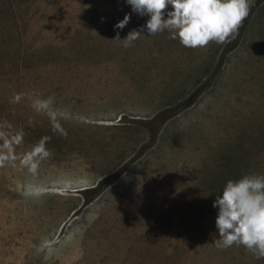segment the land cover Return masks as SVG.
<instances>
[{"label":"rangeland","instance_id":"rangeland-1","mask_svg":"<svg viewBox=\"0 0 264 264\" xmlns=\"http://www.w3.org/2000/svg\"><path fill=\"white\" fill-rule=\"evenodd\" d=\"M147 18L125 0H0V124L23 133L0 164V264H264L216 246L212 207L227 180L264 174V0L223 43L113 40ZM37 96L66 111L63 132Z\"/></svg>","mask_w":264,"mask_h":264},{"label":"clouds","instance_id":"clouds-1","mask_svg":"<svg viewBox=\"0 0 264 264\" xmlns=\"http://www.w3.org/2000/svg\"><path fill=\"white\" fill-rule=\"evenodd\" d=\"M131 12L147 16L144 25L128 33L121 39L119 32L113 40L129 43L146 31L147 36L167 31L171 39L179 41L186 48H203L210 42L223 43L241 27L250 12V0H125ZM126 14L113 27L123 29L130 21ZM145 36V35H144ZM25 93H16L14 102ZM37 112H45L53 122L54 129L60 128L58 116L66 111L55 107L54 97L37 96L32 103ZM11 125L0 124V164L14 161V146L22 139V132L10 131ZM66 135V133H64ZM49 137H41L27 152L21 164L34 170L39 162L50 155L46 148ZM212 207L217 209L215 229L218 248L243 246L255 258H264V174L248 172L237 179H229L223 185L219 195L215 196ZM72 235L60 242L62 245L72 239ZM44 250V259H49L58 251L56 241L45 237L37 246Z\"/></svg>","mask_w":264,"mask_h":264},{"label":"trees","instance_id":"trees-1","mask_svg":"<svg viewBox=\"0 0 264 264\" xmlns=\"http://www.w3.org/2000/svg\"><path fill=\"white\" fill-rule=\"evenodd\" d=\"M210 81L211 79H209V81L205 82L197 91L196 93L194 94V96L192 97V99H190L188 102L186 103H183V104H180L178 106V109H182L184 108L185 106H189L190 104L193 103L194 99L196 98V96H198V94H200L201 92L205 91L208 87H209V84H210ZM158 119H160L159 116H157L154 120L155 121H158ZM106 186V181L105 180H101L93 189H90L92 191H102ZM90 190H87L84 192V195H85V198H86V201H88V193ZM91 191V192H92Z\"/></svg>","mask_w":264,"mask_h":264}]
</instances>
